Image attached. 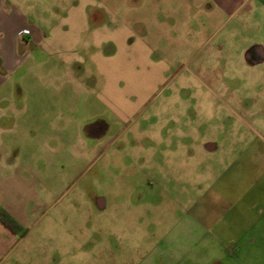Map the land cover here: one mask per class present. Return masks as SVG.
I'll use <instances>...</instances> for the list:
<instances>
[{"label":"rangeland","instance_id":"1","mask_svg":"<svg viewBox=\"0 0 264 264\" xmlns=\"http://www.w3.org/2000/svg\"><path fill=\"white\" fill-rule=\"evenodd\" d=\"M73 1L2 9L47 33ZM131 1L120 12L154 27V52L138 45L136 99L119 110L36 42L17 54L0 210L20 229L0 226V264H264V64L243 57L264 19L244 11L213 35L184 0Z\"/></svg>","mask_w":264,"mask_h":264},{"label":"crops","instance_id":"2","mask_svg":"<svg viewBox=\"0 0 264 264\" xmlns=\"http://www.w3.org/2000/svg\"><path fill=\"white\" fill-rule=\"evenodd\" d=\"M184 1L196 8L195 17L205 21L202 28L209 26L215 30L213 35L226 28L231 20L244 11H247L248 17L257 13L259 18L264 19V0ZM4 2L5 0H0V100L3 101L1 104L6 102L7 97L2 94L10 83V74L21 64V58H18L17 54L31 41L36 42L42 49L54 52V57L65 69V78L76 76L84 84L88 79L87 74L93 75L99 84H102V87L96 85L94 90L96 89L99 97L106 98L112 108L118 107L119 110L123 105L120 101L136 99L131 93L132 90H129L133 76L136 75L133 62L139 59L138 45L147 57L154 52L153 45L144 39L152 37L154 27H145L136 17L132 18L133 22L122 14L121 7L127 2L75 0L67 8L65 15L57 19L47 33L31 31L20 14L5 13L2 9ZM135 6H139L138 0L131 1V7ZM133 8L132 10L136 11ZM227 34L225 49H228L232 42L233 30ZM252 48L253 46L249 45L243 51V57L245 56L248 61L254 59L258 62L256 64H264V45L259 44L255 48L257 57L250 55ZM118 57H121L120 60L126 65H132L129 67V73L127 72L128 76L122 73V65H113ZM0 127L3 128V124ZM260 161L259 165H263L260 169L264 171V157ZM261 214H264V210ZM1 225L3 224L0 222Z\"/></svg>","mask_w":264,"mask_h":264},{"label":"trees","instance_id":"3","mask_svg":"<svg viewBox=\"0 0 264 264\" xmlns=\"http://www.w3.org/2000/svg\"><path fill=\"white\" fill-rule=\"evenodd\" d=\"M0 222L12 232L20 229L18 222L11 217L7 212L0 210Z\"/></svg>","mask_w":264,"mask_h":264},{"label":"flooded vegetation","instance_id":"4","mask_svg":"<svg viewBox=\"0 0 264 264\" xmlns=\"http://www.w3.org/2000/svg\"><path fill=\"white\" fill-rule=\"evenodd\" d=\"M251 56H253V57H257V54H256V52H254V53H251L250 54ZM99 131V130H98ZM100 132V131H99Z\"/></svg>","mask_w":264,"mask_h":264}]
</instances>
